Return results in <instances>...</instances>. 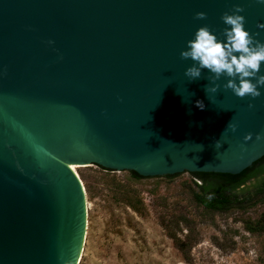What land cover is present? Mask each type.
I'll return each mask as SVG.
<instances>
[{
    "label": "water",
    "instance_id": "water-1",
    "mask_svg": "<svg viewBox=\"0 0 264 264\" xmlns=\"http://www.w3.org/2000/svg\"><path fill=\"white\" fill-rule=\"evenodd\" d=\"M237 4L264 41L261 0H0V264L78 263L86 191L70 164L159 179L264 155V88L206 93L209 71L190 81L180 56L201 25L223 39Z\"/></svg>",
    "mask_w": 264,
    "mask_h": 264
},
{
    "label": "rangeland",
    "instance_id": "rangeland-1",
    "mask_svg": "<svg viewBox=\"0 0 264 264\" xmlns=\"http://www.w3.org/2000/svg\"><path fill=\"white\" fill-rule=\"evenodd\" d=\"M76 171L88 203L77 264H264V194L211 211L193 197L195 175L133 178L96 164ZM168 232L183 242L190 235L187 257Z\"/></svg>",
    "mask_w": 264,
    "mask_h": 264
},
{
    "label": "clouds",
    "instance_id": "clouds-1",
    "mask_svg": "<svg viewBox=\"0 0 264 264\" xmlns=\"http://www.w3.org/2000/svg\"><path fill=\"white\" fill-rule=\"evenodd\" d=\"M233 7L234 11L221 15L226 25L223 29V39L218 38L207 25H201L195 30L192 38L186 41V47L181 49L180 56L194 62L185 69V75L190 81L201 78L202 69L209 71L207 80L211 83L205 85L206 93H216L223 87L231 89L239 97L247 95L255 98L261 95V88H264V72H261L264 41L255 40L246 29L245 17L241 14L242 7L238 4ZM205 15L202 11L195 13L197 18H204ZM257 23L258 27H264V24ZM221 76L227 77L222 84L217 83ZM195 104L201 110L205 107L199 99ZM249 107H252L251 103ZM227 127L236 130V125L232 122H229ZM251 136L252 133H245L243 139L247 141ZM256 137L261 138L259 133ZM215 144L217 147L221 146L219 140L215 141Z\"/></svg>",
    "mask_w": 264,
    "mask_h": 264
},
{
    "label": "trees",
    "instance_id": "trees-1",
    "mask_svg": "<svg viewBox=\"0 0 264 264\" xmlns=\"http://www.w3.org/2000/svg\"><path fill=\"white\" fill-rule=\"evenodd\" d=\"M128 171L133 178L148 177L142 176L133 170ZM191 173L201 180V182H195L197 189L193 192V197L206 210L227 211L232 207H241L264 194V155L237 174ZM172 175L174 174L163 176L169 177ZM130 206L133 207L132 204ZM168 235L183 257H187V243L192 242L190 235L187 236L186 242L178 238L175 232H168Z\"/></svg>",
    "mask_w": 264,
    "mask_h": 264
},
{
    "label": "bare ground",
    "instance_id": "bare-ground-1",
    "mask_svg": "<svg viewBox=\"0 0 264 264\" xmlns=\"http://www.w3.org/2000/svg\"><path fill=\"white\" fill-rule=\"evenodd\" d=\"M69 166L76 172V174H78L77 171H76V167H79L81 165H79V164H70ZM86 210H88L87 200H86ZM85 233H86V230H85Z\"/></svg>",
    "mask_w": 264,
    "mask_h": 264
}]
</instances>
